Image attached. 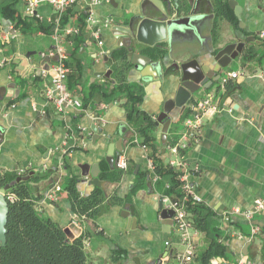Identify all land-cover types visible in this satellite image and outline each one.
I'll list each match as a JSON object with an SVG mask.
<instances>
[{
    "label": "crops",
    "instance_id": "1",
    "mask_svg": "<svg viewBox=\"0 0 264 264\" xmlns=\"http://www.w3.org/2000/svg\"><path fill=\"white\" fill-rule=\"evenodd\" d=\"M236 1L241 9L239 16L232 9L235 22L220 20L214 31V12L203 0L192 27H184L161 41L167 47L162 57L167 70L163 79L150 65L136 68L131 62L125 81L143 87L140 108L157 120L180 84L175 64L197 58L212 75L211 69L216 65L212 53L219 38L245 43L242 53L222 70L221 78L195 94L193 104L212 94L219 108L205 118L200 138L188 149L185 160L189 181L202 199L201 204L213 215L214 237L225 246L224 254L213 257L211 264H233L240 259L264 264V215L251 220L223 217L226 210L234 207L251 208L264 192V38L260 37L264 31V0ZM142 3L143 0H74L66 10L68 23L81 25L82 16L91 13L99 37L86 28L82 35L64 36L61 42L53 29H42L55 14L51 4L40 3L39 19L27 15L25 0H0V89L4 94L3 102L0 101V173L10 177L26 170L31 177L46 175L32 182L36 207L61 226L72 228L76 236L80 229L73 227L75 215L66 187L77 178V189L84 197L98 187L81 174L80 165L98 164L99 177L114 171L98 187L104 196L98 214L81 220V229L87 234L89 264H196L211 240L194 227L197 215L188 212L192 261L182 258L187 246L174 225L168 235L169 245L166 244L160 203L167 193L163 184L153 179L133 190L136 174L151 171L148 153L132 142L137 132L128 122L127 98L118 93L106 97L103 93L104 89L109 93L115 87L111 52L121 48L120 44H127L125 35H115L113 27L125 24V18L140 12ZM148 8L162 14L151 2ZM12 13L20 22L26 16L35 18L34 25L29 28L17 24L9 16ZM158 38L151 32L144 35L146 41L153 43ZM138 44L142 48L138 52L146 54L148 48L149 55L154 53L149 45ZM59 46L69 54L68 86L76 97L91 103L87 109L72 104L59 109L46 96L45 89L55 75ZM234 72L239 75L230 77ZM224 78L228 79L225 84ZM191 106L182 113L176 107L171 109L165 119L171 121L169 129L173 127L177 133L182 130L184 118L194 112ZM162 128L163 123H157L155 134L161 143ZM110 144L122 145L123 149H116L115 169L106 160ZM164 151L165 159H170L171 152ZM119 156L128 162L126 171L117 168ZM55 185L61 187L57 201L49 197ZM126 206L137 220L132 227L123 216ZM254 228L257 230L253 234ZM119 251L124 255L120 262H113V255Z\"/></svg>",
    "mask_w": 264,
    "mask_h": 264
},
{
    "label": "trees",
    "instance_id": "2",
    "mask_svg": "<svg viewBox=\"0 0 264 264\" xmlns=\"http://www.w3.org/2000/svg\"><path fill=\"white\" fill-rule=\"evenodd\" d=\"M210 2L212 3L211 10L215 14L214 31H216L215 29L220 20L236 21L232 15V8L226 0H210ZM66 14L67 12L62 18L63 26L69 24L66 20ZM9 16L16 21L17 18L13 13L9 14ZM87 17L86 15L82 16L81 25L76 26L79 30L78 35H82V30L86 29ZM24 19L25 21L20 22L18 20L16 23L29 28L34 25L35 18L26 16ZM52 28L53 24L51 22L44 27L42 26L43 30H50ZM262 46L264 49V40H262ZM150 51L154 52L153 50ZM146 52L149 54V51ZM165 52L166 49H160L159 55H155L154 52L150 56L154 60H160ZM261 57H264V50ZM245 58H247V55ZM110 60L114 64V70L116 71L114 77L115 87L109 93L104 89V96L111 97L118 93L119 96L122 95L127 98L128 122L137 132V142L136 139L132 140V142L145 146L148 157L152 160L154 166L153 171H139L136 174L137 179L133 190H137L146 180L151 181L158 174L159 180L157 183H162L164 189L166 182L171 185L169 190H165L166 193L180 198L183 195L179 187V175L181 171L169 164L168 160L165 159L166 152L164 151L167 146L176 142L178 138L177 130L170 127L165 146L157 141L155 134L157 127L156 118L150 116L140 108L144 94L143 87L141 85L129 84L125 81L126 72L132 65L131 54L126 48L121 47L111 52ZM66 64L69 67L71 66L68 59L66 60ZM82 102L85 109L91 104L88 100H82ZM113 172L108 173L111 174ZM108 173H102L100 177L102 179H110ZM28 174L29 172H26L22 175L13 174L10 177H6V175L0 173V188H4L6 184L18 176H26ZM45 177L47 176H32L28 181L16 183L6 191L7 194H13L16 198L14 201L8 200L7 242L4 246L0 245L1 264H89L88 253L85 251L87 234L81 231L74 238H69L65 231L66 227L61 226L51 217L45 216L36 207L32 182ZM77 181V178L72 179L66 187L70 199V208L73 214L80 218L82 216L86 219L93 218L98 214L100 204L104 200L102 190L96 187L91 195L87 197L81 196L77 189ZM188 212L192 216L197 215L193 221L194 227L198 231L205 232L207 238L211 240L206 251L198 256L196 264H211L213 257L222 256L225 252V246L216 240L214 232L211 229L213 215L201 203H193L191 201H189ZM122 255H124V252H116L112 257V261L120 262Z\"/></svg>",
    "mask_w": 264,
    "mask_h": 264
},
{
    "label": "water",
    "instance_id": "3",
    "mask_svg": "<svg viewBox=\"0 0 264 264\" xmlns=\"http://www.w3.org/2000/svg\"><path fill=\"white\" fill-rule=\"evenodd\" d=\"M203 0H143L142 9L135 15L125 18L123 21L125 24H115L113 27V33L117 36L124 34L127 39V44H120V46L127 49L131 54V62L137 68L139 66L146 67L148 65L154 69L159 79H163V76L167 72L164 69L163 58L160 60H154L149 54H144L138 52V49H142L139 46V42L149 45V47L155 52V55H159L160 49H166V44L163 41L167 36L170 38L176 33L182 31L184 27H192L194 20L200 15V10L202 8ZM150 2L155 6L156 9L160 10L162 14H155L150 11ZM209 7L212 9V3L207 0ZM230 7L235 11L237 16L240 15V5H238L236 0H229ZM215 15V14H214ZM148 32L158 35V40L156 42H149L144 39V35ZM160 42V43H159ZM217 46L212 53V57L216 63L215 67L211 69L212 75L204 64L197 58H193L181 64H175L176 70L179 72L180 84L177 88L175 97L165 105L163 112L158 116L157 123H163V134H162V144L165 146L167 140V132L171 121L167 119L169 117V112L174 107L178 108L181 113L193 104L194 96L201 90L209 89L214 82L221 78L222 70L231 64V62L236 59L239 54L242 53L245 47L244 42H232L227 39L219 38L217 40ZM149 49V50H151ZM139 50V51H140ZM148 51V48L146 49ZM56 61H59V56L56 57ZM110 72V71H109ZM0 89V101L3 102L4 94H1ZM165 121V122H164ZM93 130L96 132L97 128L93 126ZM116 149L122 151V145L117 144L111 145L108 148L106 160L111 169H115L116 163ZM81 174L83 176L90 177V182L95 186L102 187V178L99 177L100 169L98 164L94 166H88V164L80 165ZM101 176V175H100ZM31 178V174L26 176H18L0 190V245L4 246L7 242V223L9 214V202L7 198V192L13 185L21 181H28ZM161 208V218L162 223L165 225V240L169 238V232L171 231V226L174 225L172 219L174 211L172 209H166L163 203H160ZM123 216L128 219L129 227L136 225L137 220L130 216L128 212V206L124 207ZM69 238H74L72 228H65ZM169 248V247H168ZM169 250V249H168ZM88 253V250H85ZM156 262H152L155 264ZM1 264V262H0Z\"/></svg>",
    "mask_w": 264,
    "mask_h": 264
},
{
    "label": "built area",
    "instance_id": "4",
    "mask_svg": "<svg viewBox=\"0 0 264 264\" xmlns=\"http://www.w3.org/2000/svg\"><path fill=\"white\" fill-rule=\"evenodd\" d=\"M26 1V13L28 16H32L35 18L42 19L41 16L37 13V8L42 2H48L54 7L55 14L49 18V21L53 24V34L59 39L61 42L64 39V36H69L73 34H78L79 30L77 27L67 24L63 26L62 18L66 13V10L69 6L74 3V0H25ZM97 24L91 13L88 14L86 19V28L92 32V34L98 38V30L95 29V25ZM260 37L264 38V31L260 33ZM59 61L57 62L54 70L55 75L52 78L50 85L45 89V93L47 98L53 102L57 108L61 109L63 106L72 104L79 108L83 107V102L80 98L76 97L73 92L70 90L67 80L68 75L71 71L70 67L66 64V60L68 59L66 50L62 47H58ZM239 75L238 72L231 73L230 77L236 78ZM228 81L227 78L222 80V83H226ZM103 108L106 105L102 106ZM193 113L184 118L183 120V128L178 132V138L176 142L172 145H169L165 148L166 151H170L172 157L168 159V162L171 166L177 167L181 174L180 178V189L183 192V195L180 198L173 197L171 194L162 195V203L164 208L172 209L174 211V215L172 217L174 221V227L180 234L181 241L186 244L187 249L185 254H183L182 258L184 261H192L193 259V249L191 243V222L189 221V201L193 203H202V199L199 197L197 192L195 191L194 185L188 179L187 172V162L185 160V155L191 145L198 141L200 135L204 129V120L207 117L212 116L218 111V104L216 101H213V95L208 94L199 100L196 104L191 106ZM137 142V139H136ZM145 149V146H142ZM117 168L126 171L128 169V162L122 156H119L117 162ZM149 169L151 171L154 170L153 162L149 159ZM26 170H20L19 175L25 173ZM154 181L159 180V175L156 174L153 178ZM171 185L166 182L165 190H169ZM61 190L59 185H55L49 191V197L57 201V193ZM7 198L10 201L15 200V196L13 194H7ZM264 215V192L261 197H259L254 205L249 209H242L240 207H234L232 209L226 210L223 213V217L226 220H229L232 217H242L248 220L255 218L256 216ZM85 219L84 216L82 218L75 215V218L72 222L73 227H78L81 229V220ZM256 228L252 230V233H256ZM79 232V233H80ZM78 233V234H79ZM166 244L169 245V242L166 241ZM229 264V263H224ZM233 264H251L250 261H246L240 259L238 262Z\"/></svg>",
    "mask_w": 264,
    "mask_h": 264
}]
</instances>
